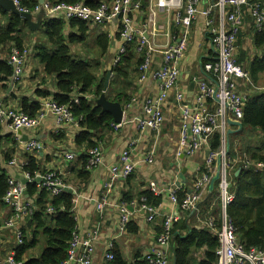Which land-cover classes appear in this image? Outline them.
I'll list each match as a JSON object with an SVG mask.
<instances>
[{"label": "built area", "instance_id": "1", "mask_svg": "<svg viewBox=\"0 0 264 264\" xmlns=\"http://www.w3.org/2000/svg\"><path fill=\"white\" fill-rule=\"evenodd\" d=\"M151 2L156 8L166 10L172 17V23L177 28L174 42L158 43V37L161 35L160 30H163L164 26L156 21V13L153 8H151L144 23L137 21L136 16L144 6L143 0H108L98 9L91 8L85 2L61 1L55 3L51 0H43L42 3L38 2L33 8H30L24 5L21 0H13L19 12L43 13L44 18L63 19L65 21L81 20L90 26H93L92 23L110 25L118 21L122 44L114 58V65L121 57L118 56L119 52H121L120 55H123L127 51V48H123L124 44L136 39L139 40L138 50H145V58L139 66V80L151 79L159 82L161 91L158 95L148 96L143 100V112L140 115L127 118L125 111L128 108L126 106L122 121L112 123L115 130L133 123L138 129H150L155 133L161 132L165 121L164 107L169 100V92L176 86L180 78L179 63L188 48L191 29L200 16L206 18L217 57L216 60L203 65V74H210L212 77L211 79L195 78L198 90L192 101L187 100L183 93H177L175 96L181 117L179 148L176 151V156L177 158L181 155L192 157L199 152L207 151L208 155L203 168L205 170L202 169V166L198 168V176L193 186L184 191L185 195L182 200L179 199L178 193L183 191V188L177 181L172 182L167 191L158 187L155 182L149 184V189L155 195H163L167 192L173 205L184 210L195 211L199 216L200 204L215 176H218V198L221 203L220 227H217V219L212 213L206 221L201 220V222L205 227L218 234L220 242L217 250L219 264H264V246L245 248L237 235L235 222L227 211L228 206L235 198L230 189L231 170L234 166L241 163L245 169L254 167L264 174V159L253 160L248 154L238 157L231 156L228 140L229 120L240 121L243 118V109L248 100L247 94L238 90V81L243 78L246 79L248 76L236 60L237 36L244 18L242 7L251 4L250 13L253 16L255 28L262 29L264 27V5L258 0H151ZM145 33L149 34L148 38L144 36ZM108 36L110 37L109 34ZM156 54L161 55L162 65L158 68L155 66L152 68ZM27 55L28 49L26 47L12 46L9 62L14 68V81H18L22 75ZM78 102L79 98H73L70 104H61L51 99L43 102L35 115H30L20 109L2 108L0 109V122L2 124L7 123L15 131L31 130L37 127L44 118L52 115L58 123L80 125V120L83 117L77 118L73 113L74 103L77 104ZM215 134L220 136L221 141L220 147L216 150L211 148V139ZM134 143V141L130 142L127 148L120 153L117 164L111 168L104 183V199L108 198L114 183L117 180H128L140 162H154L156 156L154 151L149 152L141 161H134L132 159ZM41 147L42 145L35 139L27 144L28 150ZM67 156L68 158L73 157L71 154H67ZM102 161V148L99 145L95 146L89 151L86 168L92 170L101 165ZM9 164L18 166L14 159L10 160ZM177 171H179V167ZM24 177L28 179L29 184H36L39 189H48L52 196L60 195L66 191V187H69L63 182L61 175L54 171H39L34 175L25 171ZM37 178H40V181H36ZM28 185H23L14 176L8 178V189L4 196V202L11 208L12 212L0 228V241L3 238V230L12 228L17 243L23 244V230L17 229L16 225L20 220L32 218L36 211L34 201L25 196L24 193ZM122 203L118 206L121 216L119 220L120 235L128 231L131 220V213L127 204ZM103 205V203H98L99 208H102ZM59 208L64 209V206ZM141 209L147 212L148 221L155 220L160 214L159 207L148 204L145 198H141ZM47 212L53 215L58 212V208L49 203ZM178 219V215L174 213L163 218L162 231L145 253V264H170L173 227ZM99 237L97 229L84 236L78 228L77 221L67 256L59 264H93ZM16 249L17 246L5 255L0 254V264H25V261L17 256ZM106 258L110 261L115 258L111 243Z\"/></svg>", "mask_w": 264, "mask_h": 264}, {"label": "crops", "instance_id": "2", "mask_svg": "<svg viewBox=\"0 0 264 264\" xmlns=\"http://www.w3.org/2000/svg\"><path fill=\"white\" fill-rule=\"evenodd\" d=\"M94 1L101 2L103 0ZM262 3L264 5V0H262ZM151 8H153L156 13L158 24L164 26V29L160 30L161 35L158 37V43L166 44L168 41L174 42L176 29L172 23V17L166 10L156 8L151 0H148V7L144 8V10L136 16L137 21L144 23L145 20H147ZM248 8L250 9V7H245V19L239 31L236 56L240 66L249 74L248 79H240L238 81V90L247 94L249 100V98L255 99L264 93V47H259L256 44V28ZM6 12L12 13L0 6V32L5 30L9 25L8 16L5 15ZM33 15L34 21H40V26L36 29H32L27 22L28 26L19 28L24 38V47L28 49V55L23 67V73L18 81H14L13 77H11L7 86L5 83L0 82V99L4 98L1 103V109H21L23 99H28L30 103L39 104L41 107L43 102L51 99L54 100L57 94L60 93L57 75L47 74L43 64L37 58L38 52L36 47L47 46L51 50H53V47L48 41L47 43H43L44 40L39 33L44 17L39 20V13ZM89 28L87 38L89 35H93L92 44L94 51H99L96 43L97 37L105 32L110 35L111 47H113V50L109 48L107 56H101L102 60L92 59L90 61L88 57H82L83 53L78 50L81 49L80 46L84 45L87 38L83 42L70 44L73 56L86 60L92 65L94 74L98 75V80L93 86L96 92V86L99 84L100 78H102L104 72L108 71L109 63L110 67L114 65V58L122 42L119 35L118 21L110 25L92 26ZM76 32V27L71 26L70 23L66 24V35ZM12 46L13 45L10 43L0 45V61L7 59L9 62ZM75 51H78L81 56ZM216 56L206 19L201 16L192 28L188 49L184 57L180 60V80L175 87L176 90L174 89L173 92L170 93V98L164 107L165 121L161 132L155 133L150 129H138L133 123H129L118 130H115L112 125L111 127L99 130L96 132L94 138L97 139L99 146L102 148L103 161L101 165L92 170L87 169L85 163V168L90 173L86 180H82L78 177L79 170L83 167V155L85 154L87 161L90 151L86 144H77V136L83 128L76 124L58 123L56 118L52 115L44 118L34 129L21 130L23 134L29 136V141L33 139L37 140L42 145V149L39 148L41 150H28L27 144L29 141H21L23 137L19 136L17 131L13 130L7 123L2 124L0 122L1 169L7 168L11 176L19 180L17 176H24L25 170L23 166L29 161V158L33 156L42 169L40 172H58L63 182L76 190L72 208L75 211L78 228L81 233L86 236L88 232L95 229L99 231L100 237L97 243L93 264L109 263L110 260L106 258V253L110 243L113 246V251L115 248L120 250L123 258L128 264H142L145 253L148 251L150 245L156 241V237L162 231L163 218L166 215L174 213L178 215V220L184 218L189 225L192 224L199 228L203 226L201 218L195 211L184 210L179 206L173 205L168 198L167 192L163 194V201L158 205L160 214L155 220L148 221L147 212L141 209L139 194L144 189L148 188L151 182H155L157 186L163 188L164 191H167L174 181L180 184L183 191L189 190L193 186L198 176V168L206 161L207 151L199 152L192 157L181 155L177 158L176 151L179 148L181 117L174 94L177 90L183 91L186 94L187 100H191L197 91L194 78L203 77L202 67L204 60L214 59ZM160 60L161 55L156 54L152 68H154V66L156 67L160 63ZM259 60L262 61L259 64V68H257L256 62ZM105 63L107 68L105 67ZM130 76L133 78V82L129 80L124 82L120 81L122 85L118 87L120 89L126 88L129 92V96L124 100L125 102L122 103L118 101L125 110L127 106L128 110L125 111L127 118L142 114L143 100L148 96L156 95L160 92L158 82L151 79L146 81L139 80L140 71H138L137 74L131 73ZM111 78L106 95L109 90L113 89V86L111 87ZM10 86H13V88L8 93V88ZM86 96L88 99L90 98L93 100L95 104L96 99L100 97V95L96 96L94 92ZM79 97V90L75 88L71 94V98ZM229 130L232 131L230 135L234 136L238 134L233 138V149L236 154L240 156L243 154H251L252 152L247 151L248 147L262 149L263 152L264 135L263 131L260 129H256L258 132L249 134V128L245 129L243 126L239 127L238 125H232L229 127ZM230 135L228 134L229 150L231 149ZM10 140H14L17 145L13 146ZM131 141L135 142L132 152V159L134 161H141L151 151L155 152V160L152 163L140 162L135 172L131 175L132 177L130 176L131 178L126 181L117 180L111 192L108 194V198L104 199L105 180L111 168L117 164L120 153L127 148ZM238 146H241V148L245 147L246 150L243 148L239 149ZM12 150H15V152L12 154L10 160L14 159L18 166H11L9 164L10 160L5 162V160L2 159L5 152H11ZM67 154H71L73 157L68 158ZM178 167L179 171H177ZM210 189L211 187H209L202 203H205L210 197ZM125 194H127V196H133L134 199L131 202H126L124 199ZM122 202L127 204L131 213L130 218L134 220L133 222L138 226L137 232L126 231L122 235L119 234V220L121 216L118 206L123 204ZM98 203H103V207L99 208ZM11 212L12 210L8 205L1 208L0 215L3 216V221L10 217ZM28 220L29 219L20 220L16 228L23 230L24 237L28 236L32 238V229L36 224L32 221V223L28 225ZM21 245H19L15 239L14 229L7 228L3 230V238L2 241H0V254L5 255L9 250H14L16 246L18 248ZM43 248L44 246L42 243L35 245L27 252L23 258L24 261L28 259L27 257H40ZM36 250L39 251V255H35ZM173 261V246L171 244L170 264H173Z\"/></svg>", "mask_w": 264, "mask_h": 264}, {"label": "trees", "instance_id": "3", "mask_svg": "<svg viewBox=\"0 0 264 264\" xmlns=\"http://www.w3.org/2000/svg\"><path fill=\"white\" fill-rule=\"evenodd\" d=\"M54 2H85L91 6H96L99 2L94 0H51ZM108 1V0H105ZM144 1V8L148 7V0ZM21 2L33 8L39 0H21ZM249 4L246 7H250ZM249 9V8H248ZM250 11V9H249ZM8 16V27L0 32V45L10 43L18 48L24 47V38L21 35L19 28L28 26L27 21L14 13H5ZM251 15V13H250ZM253 20V19H252ZM144 22V20H143ZM77 28L74 34L66 35V24ZM89 24L81 20H72L66 22L63 19L44 18L42 28H44L47 41L53 47V50L47 46H38L37 58L43 64L45 72L49 75L56 74L58 79V88L60 93L54 99L61 104H70L72 92L77 88L79 90V102L74 103L73 113L75 117H83L80 120V126L83 130L77 136V144H86L88 149L98 146V141L94 137L99 130L111 127L113 117L110 113L102 112V108L95 104L93 100L88 99L86 95L95 93L96 96L101 95L104 88L107 72H104L100 78L99 84L96 86V92L93 86L98 80V75L94 74L92 65L86 60L74 57L70 48V44L83 42L87 38ZM111 37L108 34L101 33L96 43L102 57L107 56L109 48H111ZM238 42V41H237ZM256 44L264 47V28L257 33ZM137 43H131L127 47V51L122 55V61L116 65H111L112 78L111 87L107 93V98L112 101L125 102L129 96L128 89H120L122 82L129 80L133 82L130 74L138 73L139 65L144 59V55L137 54ZM214 59L204 60L203 65ZM262 60L256 62L257 68ZM133 67V70H132ZM14 68L7 59L0 61V82L8 85L9 80L13 77ZM117 86V87H116ZM39 104L30 103L28 99H23L21 103L22 111L35 115L40 110ZM243 128L249 127L260 129L264 133V93L255 99L249 98L243 110ZM240 134V133H239ZM238 135V134H236ZM234 135V136H236ZM233 135H230V154L233 157L240 155L236 154L233 149ZM13 146L17 143L10 140ZM240 142V141H239ZM221 141L220 136L215 134L211 139V148L218 149ZM239 149L245 147L238 146ZM246 150V149H245ZM248 152H252L250 157L254 160L264 159V149H253L248 147ZM11 152H5L2 159L5 162L11 159ZM83 167L80 168L78 177L86 180L89 177V171L85 168L86 156L83 155ZM1 159V158H0ZM1 163V161H0ZM204 164L202 165V169ZM25 171H29L32 175L42 171L35 157L31 156L29 161L24 166ZM205 170V169H203ZM240 171L238 174L237 171ZM11 177L7 168L1 169L0 172V210L6 205L4 196L8 189V178ZM132 177V176H131ZM129 177V178H131ZM230 189L235 198L228 206V214L233 218L237 227V235L245 248L252 246H264V174L257 171L254 167L245 169L241 163H238L231 170ZM29 198L34 201L36 211L33 216V221L36 224L33 227V237H24V243L19 246L17 256L21 259L25 257L27 252L38 243H42L44 248L40 257H27L25 264H59L67 256V250L72 237L73 230L77 224L75 211L72 208L75 194L67 191L60 195L52 196L51 192L46 189L37 188L36 184H29L27 187ZM211 195L205 203L200 204L199 217L202 221H206L212 213L216 217L217 227H220L219 216L221 213V203L219 201V180L213 182V187L210 189ZM185 192L178 193L179 199L184 198ZM163 195H155L149 187L144 189L139 194V200L145 198L148 204L158 206L163 201ZM126 202H131L133 196L124 197ZM214 202V205H213ZM54 204L58 208V212L50 215L47 212L48 204ZM213 205V206H212ZM64 206V209H60ZM212 206V207H211ZM3 216L0 215V228L3 225ZM130 220L128 231L137 232L138 226ZM173 246V259L176 264H219V256L217 250L220 246L219 237L216 232L211 231L204 225L199 228L194 225H189L186 219L178 220L174 223L173 238L171 241ZM115 258L109 261L108 264H128L123 258L120 250L114 249ZM24 260V259H23ZM145 264V260L142 262Z\"/></svg>", "mask_w": 264, "mask_h": 264}, {"label": "water", "instance_id": "4", "mask_svg": "<svg viewBox=\"0 0 264 264\" xmlns=\"http://www.w3.org/2000/svg\"><path fill=\"white\" fill-rule=\"evenodd\" d=\"M40 2L42 3L43 0H40ZM0 6L3 7L5 10L12 12L14 14H17L21 18L26 20L29 23V25L32 27V29H36L38 26H40V21H34V18H33L34 15L32 13H21V12H19L13 3V0H0ZM43 15H44L43 13H40L38 19L41 20ZM111 75H112V71L108 70L106 80L104 83L103 92L101 93L100 97L96 99V104L102 108V112L110 113L113 117L114 122L120 123L123 119L124 108L120 102L109 100L107 98V95H106V92L109 88ZM12 88H13V86H10L8 88V93L12 90ZM3 99L4 98L0 99V109H1V103H2ZM229 124H230V126H232V125H238L239 127L243 126L242 122L234 121V120H229ZM231 133H232V131L229 130L228 134L230 135ZM17 134L19 136L23 137V138H21V141H23V142L29 141V136L23 134V132L21 130H18ZM41 149H39V150H41ZM206 154L208 155V152H206ZM239 172L240 171L238 170L237 174ZM17 178L21 181V183L23 185L26 186L29 184L28 179H26L24 176L18 175ZM217 179H218V176H215L213 182ZM36 181H40V178H37ZM213 182H212L211 188L213 187ZM65 190L69 193H72V194L76 193V190L70 186L66 187ZM24 193H25V196L29 197L28 190H25ZM32 221H33V219L30 218L28 220V225H30L32 223ZM173 264H176V261H173Z\"/></svg>", "mask_w": 264, "mask_h": 264}, {"label": "bare ground", "instance_id": "5", "mask_svg": "<svg viewBox=\"0 0 264 264\" xmlns=\"http://www.w3.org/2000/svg\"><path fill=\"white\" fill-rule=\"evenodd\" d=\"M47 1H50V0H47ZM259 2H262V0H258ZM105 2V0H103V1H101V2H99L96 6H91V5H89V4H87V5H89L91 8H93V9H98L103 3ZM55 3H58V2H55ZM249 5V4H248ZM248 5H244L243 7H242V10H243V16H244V18H243V23L242 24H244V19H245V7L246 6H248ZM201 17V16H200ZM202 17H204V16H202ZM251 17H252V19H253V16L251 15ZM205 18V17H204ZM206 19V18H205ZM156 21H157V17H156ZM198 21V20H197ZM158 22V21H157ZM253 22H254V19H253ZM196 24V23H195ZM194 24V25H195ZM241 24V25H242ZM92 25L93 26H102L103 25V23H92ZM193 25V26H194ZM175 27V26H174ZM193 28V27H192ZM264 28V27H263ZM263 28L262 29H256V33H258V32H261L262 30H263ZM175 29H176V32H177V28L175 27ZM240 29H241V26H240ZM240 31V30H239ZM191 32H192V29H191ZM209 34H210V32H209ZM144 36L146 37V38H148L149 37V34L148 33H145L144 34ZM211 36V35H210ZM238 38H239V33H238V36H237V41H238ZM189 41H190V38H189ZM134 42H136L137 43V52L138 53H143L144 54V58H145V50H142V51H139L138 50V48H139V46H140V43H139V40L138 39H136V40H134L133 42H126L125 44H124V49H126L127 47H128V45L129 44H131V43H134ZM188 45H189V43H188ZM237 45V44H236ZM188 49V48H187ZM187 51V50H186ZM237 52V51H236ZM120 53L121 52H119V55L118 56H121L120 57V59L117 61V63H115V65L116 64H118V63H120L121 61H122V55H120ZM186 53V52H185ZM185 55V54H184ZM118 56H117V58H118ZM184 57V56H183ZM182 57V58H183ZM217 57V56H216ZM216 57L214 58V60H216ZM162 59V58H161ZM214 60H212V61H214ZM236 60H237V56H236ZM210 62V61H209ZM237 63H238V61H237ZM239 64V63H238ZM160 65H162V60H160V63L156 66V68H158V67H160ZM240 65V64H239ZM244 70V69H243ZM245 71V70H244ZM180 72H181V70H180ZM246 72V71H245ZM247 73V72H246ZM202 74H203V67H202ZM181 76V75H180ZM247 78L246 79H248L249 78V74L247 73ZM211 77H212V75H210V74H203V77L202 78H200V77H197L198 79H207V78H210L211 79ZM244 79V78H243ZM179 80H180V78H179ZM179 80H178V82H179ZM178 82H177V84H178ZM194 83L196 84V88H197V90H198V84H197V82L195 81V78H194ZM158 84H159V82H158ZM177 84H176V86H177ZM175 86V87H176ZM175 87L169 92V98H170V93L171 92H173V90L175 89ZM176 90V89H175ZM160 91H161V89H160ZM160 93V92H159ZM158 93V94H159ZM177 93H183L185 96H186V94L183 92V91H180V90H177L176 91V93L174 94V98H175V96H176V94ZM196 93H197V91H196ZM158 94H156V95H158ZM156 95H152L151 97H153V96H156ZM196 95V94H195ZM195 95H194V97H195ZM194 97L191 99V101L194 99ZM168 102V101H167ZM167 104V103H166ZM165 104V105H166ZM244 110V109H243ZM243 119V118H242ZM242 119H241V122H242ZM243 123V122H242ZM250 155V154H249Z\"/></svg>", "mask_w": 264, "mask_h": 264}, {"label": "rangeland", "instance_id": "6", "mask_svg": "<svg viewBox=\"0 0 264 264\" xmlns=\"http://www.w3.org/2000/svg\"><path fill=\"white\" fill-rule=\"evenodd\" d=\"M99 26V25H98ZM92 27V26H91ZM44 40L43 43H47V37L45 35V32H44V28L41 27L40 29V32H39ZM92 37L93 35H89L87 40L84 42V45L80 46L81 49H78L80 52L83 53V56L82 57H88V59L91 61L92 59H95V60H102V57L100 55V51H94V48H93V44H92ZM111 50H113V47H111ZM78 55H80L78 53V51H75ZM143 54V53H142ZM144 55V54H143ZM81 56V55H80ZM109 68L108 70H111V67H110V63H109ZM105 67H106V63H105ZM107 68V67H106ZM255 132H258V130L254 129V128H251L249 127V134L250 133H255ZM251 136V135H250ZM35 255H39V251L36 250L35 251Z\"/></svg>", "mask_w": 264, "mask_h": 264}]
</instances>
